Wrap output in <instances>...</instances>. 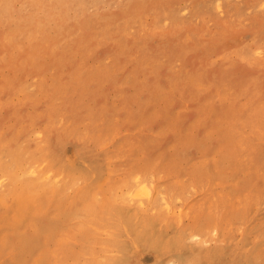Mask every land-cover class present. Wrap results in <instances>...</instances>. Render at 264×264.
<instances>
[{
	"label": "rangeland",
	"instance_id": "obj_1",
	"mask_svg": "<svg viewBox=\"0 0 264 264\" xmlns=\"http://www.w3.org/2000/svg\"><path fill=\"white\" fill-rule=\"evenodd\" d=\"M63 1L0 0V264H264V0Z\"/></svg>",
	"mask_w": 264,
	"mask_h": 264
},
{
	"label": "bare ground",
	"instance_id": "obj_2",
	"mask_svg": "<svg viewBox=\"0 0 264 264\" xmlns=\"http://www.w3.org/2000/svg\"><path fill=\"white\" fill-rule=\"evenodd\" d=\"M80 1H82V0H80ZM62 2H65V1H63L62 0ZM69 2V1H68ZM70 3V2H69ZM80 3V2H79ZM78 3V4H79ZM71 4V3H70ZM78 4H77V7H78ZM73 5V4H72ZM71 5V6H72ZM69 6V5H68ZM64 7V6H63ZM74 7V6H73ZM65 8V7H64ZM71 8V7H70ZM69 8V9H70ZM69 12V11H68ZM61 13V12H60ZM64 13V12H63ZM80 13V12H79ZM0 14H1V12H0ZM3 14V13H2ZM55 14V13H54ZM53 16V15H52ZM54 16H56V15H54ZM67 16H68V14H67ZM31 17H34V16H31ZM69 17V16H68ZM77 17H79V16H77ZM57 18H63V17H57ZM73 18V17H72ZM68 19V18H67ZM69 19H70V17H69ZM49 20V19H48ZM65 20V19H64ZM76 20V19H75ZM74 20V21H75ZM66 22V21H65ZM64 22V23H65ZM69 27V26H68ZM42 28V27H41ZM40 28V29H41ZM72 29H73V27H72ZM43 32V31H42ZM142 180V179H141ZM147 184V183H146ZM137 186H140V188L141 189H139V190H136V189H134V190H136V193L134 194V193H132L131 195H129L130 197H131V199H141V198H143V195L145 196V197H147L148 199H150L151 200V197H152V195L150 194V189H149V191L147 190V188H149V187H147L146 188V186L145 185H143V180L142 181H140L139 179L137 180ZM131 187V186H130ZM128 189H129V187H128ZM132 191H134L133 189H131ZM137 191H139L138 193H137ZM139 199V200H140ZM142 200V199H141ZM140 200V201H141Z\"/></svg>",
	"mask_w": 264,
	"mask_h": 264
}]
</instances>
